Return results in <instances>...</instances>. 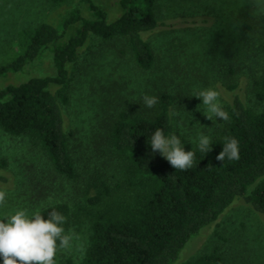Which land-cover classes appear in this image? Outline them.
<instances>
[{"label":"rangeland","instance_id":"rangeland-1","mask_svg":"<svg viewBox=\"0 0 264 264\" xmlns=\"http://www.w3.org/2000/svg\"><path fill=\"white\" fill-rule=\"evenodd\" d=\"M93 1L109 21L119 16L118 0ZM76 7L89 17L80 0L56 7L47 0H0V66L18 52L21 30L42 22L58 26ZM261 13L264 0H157L155 16L163 24L145 35L154 54L148 71L136 67L121 40L89 38L78 50L77 61L67 66L69 102L61 108L78 177L68 180L61 176L39 147L0 130V190L7 192L0 219L18 209L31 215L65 203L71 213L64 227L74 230L80 239L58 254L56 264L66 259L79 262L88 244V217L97 209L88 199L100 193L101 184L109 189L105 202L129 195L127 164L111 149L107 136L118 113H146L155 106L146 107L144 95L170 93L175 99L171 133L184 147L193 149L198 147L199 134L212 139L222 126V120L205 117L202 100L194 97L197 92L219 91L224 110L230 95L226 87L236 85V93L247 107L264 110L253 90V83L264 77V35L257 22ZM53 74L51 55L46 53L20 72L0 77V89ZM214 249L223 257V264H264V217L236 200L216 222L186 243L174 264Z\"/></svg>","mask_w":264,"mask_h":264},{"label":"trees","instance_id":"trees-1","mask_svg":"<svg viewBox=\"0 0 264 264\" xmlns=\"http://www.w3.org/2000/svg\"><path fill=\"white\" fill-rule=\"evenodd\" d=\"M47 1L56 7L69 0ZM80 2L89 17L76 7L58 26L42 22L21 30L18 52L0 66V77H4L20 72L46 53L51 55L52 76L33 77L0 89V130L39 147L54 171L68 180H75L78 172L61 109L69 102L67 66L77 61L78 50L89 38H97L121 40L136 67L148 71L154 54L145 35L163 24L156 20L157 0H118L120 14L111 21L93 0ZM257 20L264 35V13ZM51 86L57 87L55 92ZM226 90L230 95L224 111L229 119L222 121L219 133L211 139V152L184 147L195 152V164L187 171L172 168L148 144L158 128L172 135L173 95L160 93L154 109L146 113H118L107 136L111 149L127 164L128 198L105 202L109 189L101 184L100 193L88 199L97 209L88 217L84 255L79 262L66 259L61 264H174L186 243L216 222L236 200L264 217V110L247 107L237 95L236 85ZM253 90L256 101L264 105V77L253 83ZM225 138L239 141V160L216 159ZM53 210L67 220L70 217L65 203L48 206L40 213L47 219ZM184 264H223V257L214 249Z\"/></svg>","mask_w":264,"mask_h":264},{"label":"clouds","instance_id":"clouds-1","mask_svg":"<svg viewBox=\"0 0 264 264\" xmlns=\"http://www.w3.org/2000/svg\"><path fill=\"white\" fill-rule=\"evenodd\" d=\"M220 92L207 88L197 92L194 97L202 100L205 117L212 121L215 117L222 121L229 119L228 113L220 103ZM146 107L152 108L158 101L155 96H143ZM199 111V107L197 109ZM153 153L158 152L172 168L187 171L195 164V152L185 151L184 145L176 135H166L163 129H156L148 140ZM212 140L204 134L198 135L200 152L212 151ZM239 141L225 138L223 150L216 159L223 162L239 160ZM7 204V192L0 190V208ZM67 218L53 210L47 219L39 212L29 215L27 210L18 209L14 214H5L0 219V259L3 264H56V257L73 247L80 237L74 230L65 229ZM6 221V222H5Z\"/></svg>","mask_w":264,"mask_h":264}]
</instances>
